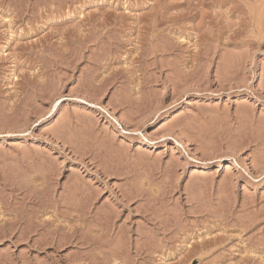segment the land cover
Listing matches in <instances>:
<instances>
[{"label": "rangeland", "instance_id": "1", "mask_svg": "<svg viewBox=\"0 0 264 264\" xmlns=\"http://www.w3.org/2000/svg\"><path fill=\"white\" fill-rule=\"evenodd\" d=\"M0 264H264V0H0Z\"/></svg>", "mask_w": 264, "mask_h": 264}, {"label": "bare ground", "instance_id": "2", "mask_svg": "<svg viewBox=\"0 0 264 264\" xmlns=\"http://www.w3.org/2000/svg\"><path fill=\"white\" fill-rule=\"evenodd\" d=\"M77 44V43H76ZM80 46V45H79ZM167 50H169V49H167ZM47 51V50H46ZM203 55V54H202ZM32 89V88H31ZM33 90V89H32ZM96 107V106H95ZM101 112H104L101 108H98ZM247 119V118H246ZM112 121H113V119H112ZM251 123V122H250ZM116 125L118 126V129H120L121 131H122V126H120V124L119 123H116ZM123 133H126V132H123ZM164 224V223H163ZM202 224V223H201ZM204 243V242H203ZM206 243V242H205ZM204 243V244H205Z\"/></svg>", "mask_w": 264, "mask_h": 264}]
</instances>
